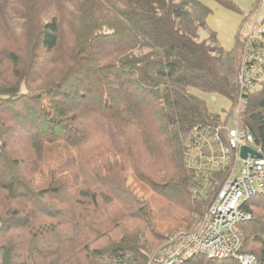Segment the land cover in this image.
I'll list each match as a JSON object with an SVG mask.
<instances>
[{
	"label": "trees",
	"instance_id": "trees-1",
	"mask_svg": "<svg viewBox=\"0 0 264 264\" xmlns=\"http://www.w3.org/2000/svg\"><path fill=\"white\" fill-rule=\"evenodd\" d=\"M205 1L0 0V264H146L190 232L228 166L190 165L220 155L226 118L188 90L233 103L241 49L198 39ZM257 86L239 122L264 153ZM245 208L242 251L264 264V195Z\"/></svg>",
	"mask_w": 264,
	"mask_h": 264
},
{
	"label": "built area",
	"instance_id": "built-area-1",
	"mask_svg": "<svg viewBox=\"0 0 264 264\" xmlns=\"http://www.w3.org/2000/svg\"><path fill=\"white\" fill-rule=\"evenodd\" d=\"M257 4L256 16L241 38L234 79L237 103L229 116L232 126L224 127L225 146L215 148L220 153L218 156H198V159L192 156L189 160L197 168L208 165L211 170H217L228 166V174L196 227L171 237L152 253L148 264H186L196 255L218 260L229 258L237 264H258L253 254L242 251L236 231L237 224L251 219L245 208L247 200L264 195V153L254 146L252 134L242 130L239 122L243 97L264 80V0H257ZM241 146L251 148L262 158L240 159Z\"/></svg>",
	"mask_w": 264,
	"mask_h": 264
},
{
	"label": "rangeland",
	"instance_id": "rangeland-1",
	"mask_svg": "<svg viewBox=\"0 0 264 264\" xmlns=\"http://www.w3.org/2000/svg\"><path fill=\"white\" fill-rule=\"evenodd\" d=\"M231 1L235 7L238 9V12L227 10L221 7L213 0H207L204 2L210 9V14L206 17V26L204 28H200L197 32L198 39L203 40L208 38L210 32H214L216 34V39L218 45L224 50L229 51L233 48L236 34L238 33V37L242 38L245 32H248V28L252 23V19L254 15L256 16V11L258 9L257 0H228ZM261 17V14L259 18ZM245 31V32H244ZM238 53V52H237ZM259 86H256L254 89L257 90ZM190 94L195 95L200 98L207 106L209 112L213 114H219L223 120H226L227 127L232 126V120L229 119L232 108L235 107L237 101H233L230 103L224 97H221L216 94H204L195 90H188ZM242 106V105H241ZM243 109V106H242ZM192 156H203L198 151H193L191 153ZM204 157V156H203ZM230 166V164H229ZM129 176L127 179L128 184H132V178L130 177L131 171L128 170ZM140 195V193H138ZM213 201L211 198L207 205L205 206L201 215H195V221L190 231H192L196 225L198 224L202 214L205 212L206 208ZM185 231H179L171 234L169 237L157 242L152 252L149 255L148 261L149 263L150 257L154 251L163 246L171 237L176 234L184 233ZM264 237V236H263Z\"/></svg>",
	"mask_w": 264,
	"mask_h": 264
},
{
	"label": "water",
	"instance_id": "water-1",
	"mask_svg": "<svg viewBox=\"0 0 264 264\" xmlns=\"http://www.w3.org/2000/svg\"><path fill=\"white\" fill-rule=\"evenodd\" d=\"M239 157L242 160H245L247 157L256 158V159L262 158V156L259 153H257L256 151L252 150L247 146H241L239 148Z\"/></svg>",
	"mask_w": 264,
	"mask_h": 264
}]
</instances>
